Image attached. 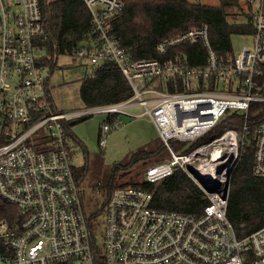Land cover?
<instances>
[{
	"label": "built area",
	"instance_id": "2783aa9c",
	"mask_svg": "<svg viewBox=\"0 0 264 264\" xmlns=\"http://www.w3.org/2000/svg\"><path fill=\"white\" fill-rule=\"evenodd\" d=\"M42 1L52 0H0V200L16 209L10 219L0 217V264H264V225L238 236L226 214L245 146H253V174L264 176V113L248 119L251 105L264 103L262 0L255 7L247 0L253 40L237 54L220 56L206 24L156 42L160 55L201 43L205 59L195 64L178 55L132 59L113 32L123 0H82L93 35L62 54L84 65L113 62L133 94L73 112L59 110L50 95ZM167 81L182 88L170 92ZM132 105L143 111L128 113ZM230 111L242 114L239 128L194 145ZM95 112L146 115L170 157L147 167L144 179L158 182L181 169L207 199L203 211L159 210L150 191L116 186L104 204L105 239L97 246L87 184L76 177L66 128ZM120 122L114 116L102 124L100 147ZM172 141L194 146L176 151Z\"/></svg>",
	"mask_w": 264,
	"mask_h": 264
},
{
	"label": "trees",
	"instance_id": "16d2710c",
	"mask_svg": "<svg viewBox=\"0 0 264 264\" xmlns=\"http://www.w3.org/2000/svg\"><path fill=\"white\" fill-rule=\"evenodd\" d=\"M42 2L45 19V64L49 69L50 79L57 56L76 46L87 44L93 33L90 13L82 0ZM123 3L122 11L112 22L113 32L132 59H163L178 55L188 57L192 64L203 62L205 53L201 43L181 44L169 49L164 55H160L155 49L157 41L202 24L208 26L210 43L222 57L227 54L234 55L231 46L232 35L253 33L250 14L241 7L240 0H219L216 5L191 0H123ZM165 87L170 92L182 88L178 85L176 89L174 81H167ZM79 94L84 107L89 108L126 100L133 91L119 67L113 62L105 61L93 66L90 72L80 78ZM263 113L264 103H253L248 119L257 120ZM113 117L114 115L110 119ZM79 120L80 118H75L66 122L69 140L73 136L70 125ZM242 120L240 112H227L218 124L201 136L194 145L219 135L227 128H239ZM152 142H159L161 145L158 139ZM171 145L176 151L187 150L182 147L181 142L173 141ZM146 150L144 147L133 152L129 163H135L148 155L150 152ZM252 165L253 146H245L231 174L226 209L227 217L238 236L264 225V176L254 175ZM87 171V163L75 167L79 180L87 175ZM128 184L150 191V205L159 210L198 215L207 204V199L199 187L179 168L158 182H148L145 179L135 181L129 178L112 185L109 194L114 187ZM15 211L14 207L0 200V217L10 219L11 213Z\"/></svg>",
	"mask_w": 264,
	"mask_h": 264
},
{
	"label": "rangeland",
	"instance_id": "374dc122",
	"mask_svg": "<svg viewBox=\"0 0 264 264\" xmlns=\"http://www.w3.org/2000/svg\"><path fill=\"white\" fill-rule=\"evenodd\" d=\"M191 1L208 5H216L219 2V0ZM240 5L243 9H248L250 6L247 0H240ZM251 6H257V0H253ZM262 9L264 11V0H262ZM252 40V34L232 35L233 54H237L245 45L250 46ZM93 66L81 64L77 60L71 61L64 54L57 56L55 69L50 78V95L59 110L73 112L85 108L79 94L80 78L86 72H90ZM126 111L134 115L141 113L143 108L132 106L128 107ZM128 113L121 116L122 122L118 126L110 129L104 148L98 145V130L105 121L107 113L95 112L89 114L87 118L73 126V132L82 140L85 149L80 145H73L72 163L75 167H80L85 163L88 166L84 184H87L89 211L94 214L93 230L97 246H102L105 239L104 204L110 187L127 181L129 178L135 181L144 180V172L147 167L170 157L162 142L161 145L159 142H148V139L153 138L156 134V129L151 120L146 115L132 116ZM159 141L161 140L159 139ZM193 142L186 141L182 143V147L189 148ZM144 147L150 153L135 163H129L132 153L144 149ZM94 164H96L95 167Z\"/></svg>",
	"mask_w": 264,
	"mask_h": 264
},
{
	"label": "crops",
	"instance_id": "0c3cea01",
	"mask_svg": "<svg viewBox=\"0 0 264 264\" xmlns=\"http://www.w3.org/2000/svg\"><path fill=\"white\" fill-rule=\"evenodd\" d=\"M245 11H247V9H244ZM132 106H139V105H132ZM132 106H129V108L130 107H132ZM141 107V106H140ZM127 109H128V107H127ZM126 108H125V110H127ZM123 114H125V113H123ZM123 114H120V115H114V116H118V119H120L121 120V116L123 115ZM139 114V113H138ZM111 116L112 115H110V114H107V116H106V119H105V121L106 120H109L110 118H111ZM88 117V115L86 116H83V118L81 117L80 118V120H79V122L80 121H82V120H84L85 118H87ZM111 120V119H110ZM104 121V122H105ZM103 122V123H104ZM122 122V121H121ZM120 122V123H121ZM78 123V122H77ZM102 123V124H103ZM74 124H76V123H74ZM74 124H72V125H70V131H72V135L73 136H71V140H70V143L72 144V145H80L81 147H83L84 149H85V147H84V145H83V142H82V140L79 138V136L78 135H76L74 132H73V126H74ZM102 126V125H101ZM101 126L99 127V130H100V128H101ZM118 126V125H117ZM99 130H98V136H99ZM156 139H158L159 140V138L157 137V132H156V134L154 135V137L153 138H149L148 139V142H152V141H154V140H156ZM147 142V143H148ZM96 166V164H94V167Z\"/></svg>",
	"mask_w": 264,
	"mask_h": 264
},
{
	"label": "water",
	"instance_id": "95a60500",
	"mask_svg": "<svg viewBox=\"0 0 264 264\" xmlns=\"http://www.w3.org/2000/svg\"><path fill=\"white\" fill-rule=\"evenodd\" d=\"M83 118V117H82Z\"/></svg>",
	"mask_w": 264,
	"mask_h": 264
}]
</instances>
